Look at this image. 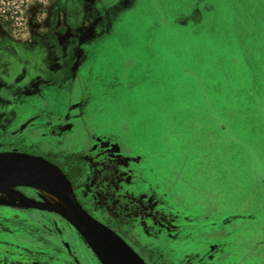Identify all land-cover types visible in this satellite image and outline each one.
<instances>
[{"label": "rangeland", "instance_id": "rangeland-1", "mask_svg": "<svg viewBox=\"0 0 264 264\" xmlns=\"http://www.w3.org/2000/svg\"><path fill=\"white\" fill-rule=\"evenodd\" d=\"M99 6L107 7L103 15L112 6L134 7L93 50L97 85L89 116L107 120L130 149L144 154V191L173 196L200 214L250 212L264 249V0H30L23 32L0 25V102L19 91L16 84L33 61L68 54L74 39L80 43L76 53L84 56L83 45L95 38L104 16L83 25L78 15ZM84 129L82 123L76 135L85 139ZM78 181L87 204L108 220L100 207L105 194L97 195L98 205L91 196L93 177ZM40 224L0 223V243L28 225L35 245L45 244ZM59 224L66 226V241L93 263L74 227ZM138 226L131 220L120 229L156 256L153 248L163 242L155 244L153 234ZM53 239L49 235V248Z\"/></svg>", "mask_w": 264, "mask_h": 264}, {"label": "flooded vegetation", "instance_id": "flooded-vegetation-1", "mask_svg": "<svg viewBox=\"0 0 264 264\" xmlns=\"http://www.w3.org/2000/svg\"><path fill=\"white\" fill-rule=\"evenodd\" d=\"M97 8L98 12L91 8L77 13L83 25L93 22L100 10L107 7ZM128 8L115 11L112 6L104 15L100 13L104 19L97 24L95 38L83 45L84 56L76 53L80 43L74 39L68 54L27 65V76L16 84L19 91H13L9 101L0 102V152L28 153L58 165L71 181L82 206L125 239L147 264H264V249L257 245L254 214L220 216L216 209L200 214L173 196L165 198L160 191H144V154L130 149L124 135L110 128L107 120L93 121L90 117L95 110L93 89L97 85L93 50L102 36L112 32ZM48 92L56 93L53 101ZM82 123L85 139L76 135ZM84 175L93 177L90 190L96 205L97 195L105 194L107 201L100 207L108 220L95 213L79 192L78 180ZM11 189L33 200L48 201L41 189L35 187L17 185ZM9 193L20 197L14 192H0V201L10 202H0V223L12 226L40 221L41 241L45 244L35 245L34 232L27 225L10 242L0 243V264H87L83 249L65 239L66 226L59 224L68 222L65 217L47 209L19 205L24 200H12L6 197ZM242 217L248 220L238 224L236 219ZM131 220L138 223L144 234L152 233L155 244L157 239L163 242L153 248L156 256L148 251L151 246L141 242L138 245L120 229ZM74 231L76 241L83 240L75 228ZM49 235L54 238L51 248ZM88 251L91 264H101L92 250Z\"/></svg>", "mask_w": 264, "mask_h": 264}, {"label": "water", "instance_id": "water-1", "mask_svg": "<svg viewBox=\"0 0 264 264\" xmlns=\"http://www.w3.org/2000/svg\"><path fill=\"white\" fill-rule=\"evenodd\" d=\"M25 185L54 194L66 207L53 201H37L12 186ZM0 192H14L26 207L57 212L80 233L101 264H147L139 253L116 231L92 216L79 202L63 170L53 162L18 151L0 152ZM1 203L10 202L1 200Z\"/></svg>", "mask_w": 264, "mask_h": 264}, {"label": "trees", "instance_id": "trees-1", "mask_svg": "<svg viewBox=\"0 0 264 264\" xmlns=\"http://www.w3.org/2000/svg\"><path fill=\"white\" fill-rule=\"evenodd\" d=\"M30 0H0V25L10 32H23L29 24Z\"/></svg>", "mask_w": 264, "mask_h": 264}, {"label": "bare ground", "instance_id": "bare-ground-1", "mask_svg": "<svg viewBox=\"0 0 264 264\" xmlns=\"http://www.w3.org/2000/svg\"><path fill=\"white\" fill-rule=\"evenodd\" d=\"M39 191H40V193L42 194V196H43L44 198H46V199H48V200H50V201H53V202H55V203H58V204L63 205V206L66 207L65 202H63L61 199H59V198H58L57 196H55L54 194L49 193V192H47V191H45V190H39ZM6 197H8V198H10V199H12V200L22 201V200H21V197H18V196H16V195L12 194V193L7 194Z\"/></svg>", "mask_w": 264, "mask_h": 264}, {"label": "crops", "instance_id": "crops-1", "mask_svg": "<svg viewBox=\"0 0 264 264\" xmlns=\"http://www.w3.org/2000/svg\"><path fill=\"white\" fill-rule=\"evenodd\" d=\"M137 5V4H136ZM135 5V6H136ZM132 7H134V6H132ZM132 7H130V8H128L127 10H125L123 13H125L126 11H128L129 9H131ZM117 24H119V22H117L116 24H115V26H114V29L112 30V32L111 33H113L114 32V30H115V28L118 26ZM110 33V34H111ZM96 77H97V75H96Z\"/></svg>", "mask_w": 264, "mask_h": 264}]
</instances>
